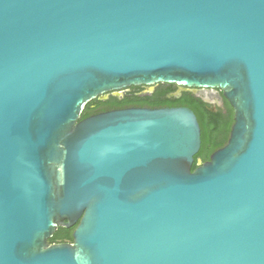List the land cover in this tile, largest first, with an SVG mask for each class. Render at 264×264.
I'll use <instances>...</instances> for the list:
<instances>
[{"label": "water", "instance_id": "1", "mask_svg": "<svg viewBox=\"0 0 264 264\" xmlns=\"http://www.w3.org/2000/svg\"><path fill=\"white\" fill-rule=\"evenodd\" d=\"M158 83L233 107L194 170L188 106L82 118ZM0 264H264V0H0Z\"/></svg>", "mask_w": 264, "mask_h": 264}, {"label": "trees", "instance_id": "2", "mask_svg": "<svg viewBox=\"0 0 264 264\" xmlns=\"http://www.w3.org/2000/svg\"><path fill=\"white\" fill-rule=\"evenodd\" d=\"M154 94L147 98H141L136 95L126 96L120 99L118 96L111 95L109 99L103 100L97 97L90 101L82 115V118L89 115L126 106L150 105L152 107L164 106H188L196 113L201 126V148L196 155V160L192 169L198 166V159L206 161L210 158L212 152L225 145L230 136L232 124L234 122L233 107L227 102L225 111L204 102L200 97L190 91H184L181 96H169L174 89L173 84L159 83ZM50 242H70L73 241L72 228L59 227Z\"/></svg>", "mask_w": 264, "mask_h": 264}, {"label": "flooded vegetation", "instance_id": "3", "mask_svg": "<svg viewBox=\"0 0 264 264\" xmlns=\"http://www.w3.org/2000/svg\"><path fill=\"white\" fill-rule=\"evenodd\" d=\"M158 84L130 86V87L124 88V89H122L120 91H111V92H108V93H106L104 95V99L103 100L109 99L111 95L118 96L120 99H124L126 96H132V95H136L138 97L147 99V98L151 97L154 94V92L156 91L157 87L159 86ZM173 87H174V89L168 94L169 96L175 95V96L179 97V96L182 95V93L184 91H190L191 93L195 94V96L200 97L202 99V97L199 96V92L201 91L200 88L182 89L181 87L177 86L176 84H173ZM211 93L213 94V92H211ZM217 93L218 94H222L220 90H218ZM211 100H212L211 102H206L204 100L203 101L206 102L207 104L213 106L215 110H218V108H221V109H223V111H225L226 103L228 102L227 99H224L223 103H221L220 99L215 94ZM127 107H134V106H126V107H121V108H127ZM137 107L156 108V107H152L150 105H140V106H137ZM164 107H175V106H164ZM104 111H107V110H104ZM75 227L76 226L71 227L72 231H74Z\"/></svg>", "mask_w": 264, "mask_h": 264}]
</instances>
